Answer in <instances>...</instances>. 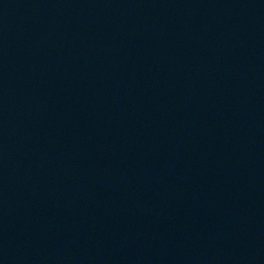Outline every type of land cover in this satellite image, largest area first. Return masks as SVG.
Masks as SVG:
<instances>
[{
  "label": "water",
  "instance_id": "95a60500",
  "mask_svg": "<svg viewBox=\"0 0 264 264\" xmlns=\"http://www.w3.org/2000/svg\"><path fill=\"white\" fill-rule=\"evenodd\" d=\"M0 264H264V0H0Z\"/></svg>",
  "mask_w": 264,
  "mask_h": 264
}]
</instances>
